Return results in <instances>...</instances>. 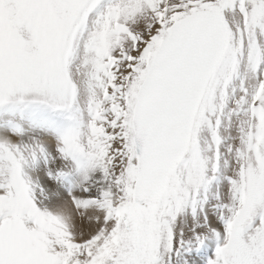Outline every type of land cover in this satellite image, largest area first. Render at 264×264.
Wrapping results in <instances>:
<instances>
[{"label":"snow or ice","instance_id":"obj_1","mask_svg":"<svg viewBox=\"0 0 264 264\" xmlns=\"http://www.w3.org/2000/svg\"><path fill=\"white\" fill-rule=\"evenodd\" d=\"M0 264H264V0H0Z\"/></svg>","mask_w":264,"mask_h":264}]
</instances>
